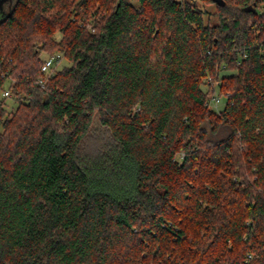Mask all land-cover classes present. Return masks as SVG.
Returning a JSON list of instances; mask_svg holds the SVG:
<instances>
[{
  "label": "trees",
  "instance_id": "obj_1",
  "mask_svg": "<svg viewBox=\"0 0 264 264\" xmlns=\"http://www.w3.org/2000/svg\"><path fill=\"white\" fill-rule=\"evenodd\" d=\"M205 1L4 2L0 264H264V0Z\"/></svg>",
  "mask_w": 264,
  "mask_h": 264
},
{
  "label": "built area",
  "instance_id": "obj_2",
  "mask_svg": "<svg viewBox=\"0 0 264 264\" xmlns=\"http://www.w3.org/2000/svg\"><path fill=\"white\" fill-rule=\"evenodd\" d=\"M60 59L56 55H49L44 58L43 64H42V70L44 71L46 77L53 76V74L57 71V66L59 65ZM42 85H45L46 80L44 78H41L39 81ZM4 96H10L11 92L9 88H6L3 90ZM221 102V96L217 93L211 96L209 103L211 106L215 108H219ZM183 155H181L180 158H182Z\"/></svg>",
  "mask_w": 264,
  "mask_h": 264
},
{
  "label": "rangeland",
  "instance_id": "obj_3",
  "mask_svg": "<svg viewBox=\"0 0 264 264\" xmlns=\"http://www.w3.org/2000/svg\"><path fill=\"white\" fill-rule=\"evenodd\" d=\"M197 2V4L203 8V9H206L208 11H211V13H213L214 11H216V6L214 4H209L208 2H206L205 0H195ZM61 34L58 33V37H60ZM46 54V53H45ZM44 54V55H45ZM52 55H56L60 61H59V65L57 66L58 69L62 68L63 66L65 65H68L69 62L66 58L63 57L62 54H59V53H51ZM49 56L48 54L45 55V57ZM4 97V94L3 92L0 94V99H3ZM6 99V106H7V109L9 111H12L15 109V107L17 106V102L14 101L10 96L5 98ZM226 102V99L225 97H222L221 98V102H220V105H219V108H222L224 106Z\"/></svg>",
  "mask_w": 264,
  "mask_h": 264
},
{
  "label": "water",
  "instance_id": "obj_4",
  "mask_svg": "<svg viewBox=\"0 0 264 264\" xmlns=\"http://www.w3.org/2000/svg\"><path fill=\"white\" fill-rule=\"evenodd\" d=\"M6 0H0V17L5 16V13L3 11V4ZM215 2H217L220 5H224L225 4V0H214ZM4 18V17H3ZM1 20V19H0Z\"/></svg>",
  "mask_w": 264,
  "mask_h": 264
}]
</instances>
